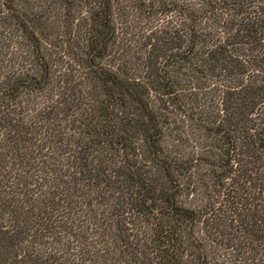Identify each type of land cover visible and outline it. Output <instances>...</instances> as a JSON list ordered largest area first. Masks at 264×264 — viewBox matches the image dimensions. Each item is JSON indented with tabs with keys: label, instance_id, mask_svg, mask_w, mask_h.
Segmentation results:
<instances>
[{
	"label": "trees",
	"instance_id": "trees-1",
	"mask_svg": "<svg viewBox=\"0 0 264 264\" xmlns=\"http://www.w3.org/2000/svg\"><path fill=\"white\" fill-rule=\"evenodd\" d=\"M131 1L0 0V264H264V0Z\"/></svg>",
	"mask_w": 264,
	"mask_h": 264
},
{
	"label": "rangeland",
	"instance_id": "rangeland-1",
	"mask_svg": "<svg viewBox=\"0 0 264 264\" xmlns=\"http://www.w3.org/2000/svg\"><path fill=\"white\" fill-rule=\"evenodd\" d=\"M114 23L117 26L118 33L124 43L123 53L126 56H130L133 60L135 58L143 59L150 49L146 42V37L151 31H155L159 26L158 21L150 19L131 0H114ZM66 8V9H64ZM80 15V10L77 9V3H73L67 7H61L55 9V25L56 33L59 35H65L66 32H75L77 27V18ZM81 16V15H80ZM69 20L75 27L73 29H66V23L64 21ZM77 48L74 46L72 52H76ZM64 68L69 70L68 74H77V66L75 63L67 58L62 59ZM73 70V71H72ZM202 134L196 129L187 128L185 132V138L187 141H178V137L174 135L166 138V144L172 149L176 147H181L189 150L193 143L199 142L200 144L204 141L200 138ZM184 142V143H183ZM189 145V147H188Z\"/></svg>",
	"mask_w": 264,
	"mask_h": 264
}]
</instances>
